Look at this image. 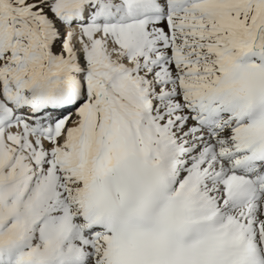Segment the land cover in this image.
Returning a JSON list of instances; mask_svg holds the SVG:
<instances>
[{"label": "snow or ice", "instance_id": "1", "mask_svg": "<svg viewBox=\"0 0 264 264\" xmlns=\"http://www.w3.org/2000/svg\"><path fill=\"white\" fill-rule=\"evenodd\" d=\"M0 264H264V0H0Z\"/></svg>", "mask_w": 264, "mask_h": 264}]
</instances>
